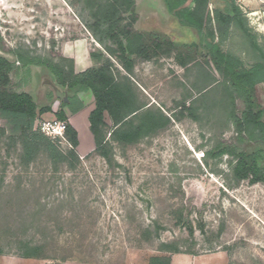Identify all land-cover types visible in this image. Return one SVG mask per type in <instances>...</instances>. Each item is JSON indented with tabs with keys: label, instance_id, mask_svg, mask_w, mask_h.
Here are the masks:
<instances>
[{
	"label": "rangeland",
	"instance_id": "rangeland-1",
	"mask_svg": "<svg viewBox=\"0 0 264 264\" xmlns=\"http://www.w3.org/2000/svg\"><path fill=\"white\" fill-rule=\"evenodd\" d=\"M161 3L136 0L135 30L179 43L196 41V32L189 35L178 27ZM231 4L239 8L264 49V0H210V17L216 10L231 14ZM84 32L64 0H0V55L8 60L14 61L12 51L57 60L63 56V43L81 38ZM88 49L98 48L93 42ZM221 49L239 57L246 67L255 61L249 42L235 27ZM194 59L197 65L189 71L171 58L137 62L134 78L143 100L170 116L171 122L134 145L116 148V165L106 164L91 151L80 157L74 170L55 171L44 159L25 169L19 164L18 148L8 140L7 123L0 118V240L11 238L15 231L9 227L30 219L27 208L39 198L46 209L37 219L48 227L40 233L55 237L58 256L68 258L64 264H148L150 257L165 255L158 247L169 242H178L182 252L194 254H171L175 264H264V184L236 181L232 158L211 153L218 143L238 144L237 135L224 111L215 107L218 99L223 105L227 102L222 77L206 58ZM199 66L219 83L206 94L197 93L204 73ZM29 70L26 81L22 72L11 74V89L33 95L40 106L52 78L40 68ZM187 95L194 100L196 121L180 113L179 104ZM256 95L264 107L262 84ZM235 106L239 113L242 104L237 98ZM51 120L56 118L40 115L36 123ZM241 147L259 148L254 139ZM20 191L25 194L19 196ZM180 212L188 221L186 227L177 223ZM153 221L162 225L159 237L153 242L142 240L141 229ZM26 226L16 232L27 240L40 238L38 230ZM0 264L61 263L4 255Z\"/></svg>",
	"mask_w": 264,
	"mask_h": 264
},
{
	"label": "trees",
	"instance_id": "trees-1",
	"mask_svg": "<svg viewBox=\"0 0 264 264\" xmlns=\"http://www.w3.org/2000/svg\"><path fill=\"white\" fill-rule=\"evenodd\" d=\"M161 1L168 14L178 24L195 31L197 36V42L191 44V58H174L176 63L189 71V67L197 65L193 64V54L195 55L196 50L201 47L204 55L208 57L206 64H211L222 77V84L228 92L225 105L218 99L215 101V107L223 110L227 121L234 126L238 144L218 143L211 153L232 158L231 171L236 181L248 180L251 184H264V107L259 104L256 95V87L259 84L264 86V49L258 44L256 34L247 26L239 8L233 4L231 14L216 10L211 18L208 12L210 0ZM64 2L74 10L83 28L101 48L89 52V58L93 62L91 68L75 73L73 60L63 56L57 60L30 58L12 51L10 53L14 56V61H11L0 55V118L7 123L8 140L14 148H18V161L25 169L39 159H44L55 171L60 167L74 170L81 164L77 154V133L67 122L62 111L66 108L71 114H76L83 109V103L78 98L79 93H89L93 97L94 107L88 116L89 132L94 142L92 153L109 165H116V148L134 145L166 129L171 122L170 116L143 100V94L134 78V69L139 61L151 62L156 57L168 56L173 51L176 55H181L176 45L167 38L150 33L140 34L132 30L137 21L135 0ZM232 27L238 29L249 42L255 58L249 67H246L239 57L221 49V44L229 37ZM216 39L218 41L215 42ZM30 67L46 71L53 84L64 94V100H60L61 110L54 115L56 120L66 124L65 150L35 129L37 117L50 113L51 104L40 107L31 94L11 89V74L17 76L22 72L26 81ZM199 68L203 71L201 66ZM200 75L202 81L197 89L198 94L209 93L219 85L213 75L205 72ZM235 98L242 104L239 113L236 112ZM191 99L188 95L184 97V101L179 104L180 113H187L196 121L192 107L194 100ZM188 101L191 104L187 105ZM1 132L5 133L4 130ZM253 139L259 148L249 150L241 147L245 141ZM17 194L22 196L25 192L20 191ZM31 196L33 197V193ZM38 199L34 205L27 208L31 214L30 221L24 220L13 228L9 227L10 231H15L11 238L0 240V257L14 255L21 259L59 261L64 264L68 258L58 256L57 251L60 249L54 245L55 237L40 233L48 227L42 226L41 221L37 219L46 209ZM27 223L39 231V239L34 237L27 240L16 232L21 228L25 231ZM177 223L184 227L188 225L182 212ZM161 230L162 225L153 221L141 229V239L153 242L159 237ZM188 233L192 235L190 228ZM158 250L165 255L150 257L148 264H171V254L194 255L190 251L182 252L178 242L161 243Z\"/></svg>",
	"mask_w": 264,
	"mask_h": 264
},
{
	"label": "crops",
	"instance_id": "crops-1",
	"mask_svg": "<svg viewBox=\"0 0 264 264\" xmlns=\"http://www.w3.org/2000/svg\"><path fill=\"white\" fill-rule=\"evenodd\" d=\"M161 4H163V3H161ZM209 4H210V1H209ZM135 5H136V0H135ZM208 12H209V5H208ZM169 16H171V15H169ZM137 21H138V14H137ZM135 24L133 25V28H132V30L134 32L140 33V34H149V33L154 34L153 32L145 33L143 31L135 30V28H134ZM177 24L178 23L176 22V25ZM178 27H180L182 30L188 31L189 35H191V31H193L189 28H185V27L181 26L180 24H178ZM156 35H157V33H155V36ZM163 37L166 38L165 36H163ZM168 40H171L176 45L177 51L180 52L181 55H176V52L173 51L168 56L161 55V56H158L156 58H171L174 61H175L174 58H184V59L191 58L192 53H193L192 48H191V44L193 42L189 43V42L183 41V43H179V42L175 41V39H168ZM93 42L94 41L91 40L90 35L86 31V32H84V34L81 38H79L73 42L63 43L62 55L65 58L73 60L75 73H81V72H83V71H85V70H87L93 66V62L89 58V49H88L89 43H93ZM194 42H197V40ZM94 46L97 47L98 49H101V48H99V46L95 42H94ZM195 55H196L195 58H197V56L203 57V58H208L204 55V51L202 50L201 47L196 50ZM175 63H176V61H175ZM176 65L179 66L177 63H176ZM179 67L181 69H184L181 66H179ZM134 71H135V69H134ZM53 86H55V85L53 83H51L49 86V90L46 93L45 100L40 105V107H46L49 104H51L50 105L51 106V112L42 114L41 115L42 117H44V116L55 117L54 114L57 111L61 110L60 100H58L56 98L55 92L53 90ZM78 98L83 103V109L81 111H79L76 114H71L66 108H63L62 111L66 115L67 122L71 125V127L77 133V139H78L77 154L79 155V157H83L84 155H86V154H88L94 150V142H93V138L89 132V123H88V116L94 107V102H93V97L89 93H79ZM88 99H89V102H87ZM190 258L194 259L197 257H190ZM180 261H182V259ZM171 264H175V261L173 258H171Z\"/></svg>",
	"mask_w": 264,
	"mask_h": 264
},
{
	"label": "built area",
	"instance_id": "built-area-1",
	"mask_svg": "<svg viewBox=\"0 0 264 264\" xmlns=\"http://www.w3.org/2000/svg\"><path fill=\"white\" fill-rule=\"evenodd\" d=\"M65 128V122L58 120L40 121L35 123V129L41 134L57 142L58 144L67 145L65 140Z\"/></svg>",
	"mask_w": 264,
	"mask_h": 264
},
{
	"label": "water",
	"instance_id": "water-1",
	"mask_svg": "<svg viewBox=\"0 0 264 264\" xmlns=\"http://www.w3.org/2000/svg\"><path fill=\"white\" fill-rule=\"evenodd\" d=\"M53 90L58 100H64V94L57 87L53 86Z\"/></svg>",
	"mask_w": 264,
	"mask_h": 264
}]
</instances>
